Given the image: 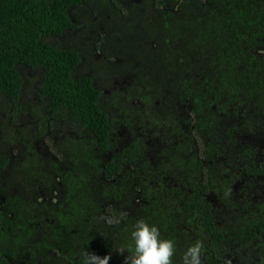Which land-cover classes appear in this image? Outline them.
<instances>
[{"label":"trees","instance_id":"1","mask_svg":"<svg viewBox=\"0 0 264 264\" xmlns=\"http://www.w3.org/2000/svg\"><path fill=\"white\" fill-rule=\"evenodd\" d=\"M140 219L264 264V0H0V264H125Z\"/></svg>","mask_w":264,"mask_h":264},{"label":"clouds","instance_id":"2","mask_svg":"<svg viewBox=\"0 0 264 264\" xmlns=\"http://www.w3.org/2000/svg\"><path fill=\"white\" fill-rule=\"evenodd\" d=\"M97 82L100 86H97ZM99 94L115 91L119 82L111 83L93 80ZM102 96V99L103 100ZM111 222V221H110ZM120 221L117 220L116 223ZM131 248H119L123 254L125 250L130 253L125 257V264H173L176 255L175 242L171 239L162 238L157 225L151 224L144 219L137 220L131 231ZM84 264H109L110 256L101 257L96 253L86 251L83 253ZM182 264H202V245L197 243L188 247L182 258Z\"/></svg>","mask_w":264,"mask_h":264},{"label":"rangeland","instance_id":"3","mask_svg":"<svg viewBox=\"0 0 264 264\" xmlns=\"http://www.w3.org/2000/svg\"><path fill=\"white\" fill-rule=\"evenodd\" d=\"M97 86H100V84L97 82Z\"/></svg>","mask_w":264,"mask_h":264}]
</instances>
